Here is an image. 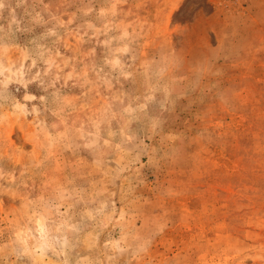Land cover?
I'll return each mask as SVG.
<instances>
[{"label":"rangeland","instance_id":"obj_1","mask_svg":"<svg viewBox=\"0 0 264 264\" xmlns=\"http://www.w3.org/2000/svg\"><path fill=\"white\" fill-rule=\"evenodd\" d=\"M0 264H264V0H0Z\"/></svg>","mask_w":264,"mask_h":264}]
</instances>
